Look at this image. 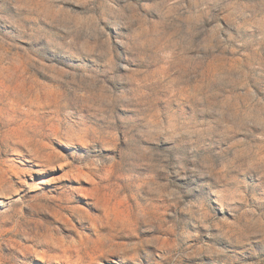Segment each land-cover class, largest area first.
<instances>
[{
    "label": "rangeland",
    "instance_id": "374dc122",
    "mask_svg": "<svg viewBox=\"0 0 264 264\" xmlns=\"http://www.w3.org/2000/svg\"><path fill=\"white\" fill-rule=\"evenodd\" d=\"M262 78L264 0H0V264H264Z\"/></svg>",
    "mask_w": 264,
    "mask_h": 264
},
{
    "label": "snow or ice",
    "instance_id": "6c2138e0",
    "mask_svg": "<svg viewBox=\"0 0 264 264\" xmlns=\"http://www.w3.org/2000/svg\"><path fill=\"white\" fill-rule=\"evenodd\" d=\"M257 90L260 91L261 95H264V78H262L257 84H256Z\"/></svg>",
    "mask_w": 264,
    "mask_h": 264
},
{
    "label": "bare ground",
    "instance_id": "6f19581e",
    "mask_svg": "<svg viewBox=\"0 0 264 264\" xmlns=\"http://www.w3.org/2000/svg\"><path fill=\"white\" fill-rule=\"evenodd\" d=\"M29 112V111H28ZM28 112H27V114H28ZM28 118V117H27ZM21 119V118H20ZM30 120V119H29ZM26 121V120H25ZM28 121V120H27ZM33 121V120H32ZM5 122V121H4ZM26 123V122H25ZM16 126V125H15ZM13 128H15V127H13ZM18 128V127H17ZM25 129H26V127H25ZM12 130V129H11ZM28 131V130H27ZM10 132V131H9ZM12 132V131H11ZM18 133H20V132H18ZM30 133H28V135H29ZM27 135V134H26ZM13 137V136H12ZM15 137V136H14ZM18 137V136H17ZM9 138H10V136H9ZM16 139V138H15ZM31 146V145H30ZM30 148V147H29ZM34 148V147H33ZM32 149V148H31ZM4 169V168H3ZM13 169V168H12ZM8 170H9V168H8ZM13 171V170H12ZM0 186H1V183H0ZM17 192V191H16ZM2 193V192H1ZM10 195V194H9ZM5 197V196H4ZM10 197V196H9ZM13 197V196H12ZM9 199V198H8Z\"/></svg>",
    "mask_w": 264,
    "mask_h": 264
}]
</instances>
